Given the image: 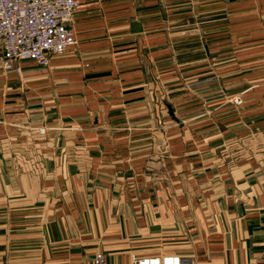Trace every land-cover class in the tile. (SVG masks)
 <instances>
[{"label": "crops", "instance_id": "0c3cea01", "mask_svg": "<svg viewBox=\"0 0 264 264\" xmlns=\"http://www.w3.org/2000/svg\"><path fill=\"white\" fill-rule=\"evenodd\" d=\"M79 1L48 65L0 43V264H264V102H177L165 134L146 112L162 76L236 91L211 64L264 55V0Z\"/></svg>", "mask_w": 264, "mask_h": 264}, {"label": "built area", "instance_id": "2783aa9c", "mask_svg": "<svg viewBox=\"0 0 264 264\" xmlns=\"http://www.w3.org/2000/svg\"><path fill=\"white\" fill-rule=\"evenodd\" d=\"M79 0H0V43L7 66L23 59L48 65L55 54L73 46V26ZM134 264H193L180 255L144 256ZM94 264H108L106 254L98 251Z\"/></svg>", "mask_w": 264, "mask_h": 264}, {"label": "rangeland", "instance_id": "374dc122", "mask_svg": "<svg viewBox=\"0 0 264 264\" xmlns=\"http://www.w3.org/2000/svg\"><path fill=\"white\" fill-rule=\"evenodd\" d=\"M258 58L252 59L250 57H243L241 61L228 60L226 59L222 63L211 64L217 69L221 70V65L223 70L226 72H230L231 69L236 68L238 69L236 75L225 74L223 77L220 76V84L221 81L223 84H226V88L232 87L234 84L238 89L236 91H232L228 89L224 93L217 94L216 92L204 95L198 88L204 84L205 81H202L201 77H193V78H180V83L178 84V89L172 92V88L170 86V81L168 78L162 76L161 78H156V89L153 93V88L151 96L146 100V112L149 116H155L158 118V125L155 127V130L158 132H162L163 134L168 133L169 127L168 124L165 122V117L170 116L173 112L172 104L174 103H196V100L202 102L210 101L212 105L208 106L205 109V114L208 119L211 118H220L221 116H227L230 110H221L220 107H216L218 103L221 104V100L225 101H234L243 102V101H253V102H264V55L259 54L258 49ZM19 61H15L12 63L11 66H7L4 61H2V67L4 69H11L14 68L15 65ZM35 62V61H34ZM17 67V66H16ZM222 78V80H221ZM183 80V83L181 81ZM205 79V77L203 78ZM188 80V81H187ZM206 80V79H205ZM217 77H211L208 81H217ZM185 83L191 86L194 83L193 88L196 86V89H191L188 94L181 93L184 89H181L182 85ZM151 86H153V80L150 82ZM206 84H208L206 80ZM180 88V89H179ZM229 91V92H228ZM187 97V98H185ZM259 111H261L259 109ZM223 112V113H222ZM222 113V114H221ZM47 127L41 126L37 127L38 132L44 133L47 131ZM165 136V135H164ZM166 139V137L164 138ZM165 141V140H163ZM161 141L162 143H164Z\"/></svg>", "mask_w": 264, "mask_h": 264}]
</instances>
